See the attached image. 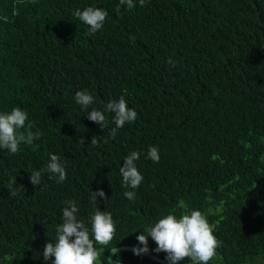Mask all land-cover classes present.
I'll use <instances>...</instances> for the list:
<instances>
[{"label":"trees","instance_id":"trees-1","mask_svg":"<svg viewBox=\"0 0 264 264\" xmlns=\"http://www.w3.org/2000/svg\"><path fill=\"white\" fill-rule=\"evenodd\" d=\"M133 2L129 9L120 0H0V113L21 108L22 131L30 124L38 133L16 154L0 150V264H52L42 253L56 242L66 200L89 230L96 208L112 214L113 240L94 243L98 264H109L112 247H143L136 233L169 211L178 215V203L211 218L225 241H248V233L264 241V0ZM89 6L108 12L95 34L74 15ZM82 90L94 96L88 109L74 99ZM120 96L138 117L113 139L115 124L101 129L86 115ZM151 146L159 163L147 158ZM132 151L141 153L144 177L135 190L119 173ZM50 154L62 158L63 183L43 171ZM91 190L106 197L93 203ZM148 246L157 247L152 238ZM245 263L226 252L208 262Z\"/></svg>","mask_w":264,"mask_h":264},{"label":"clouds","instance_id":"clouds-1","mask_svg":"<svg viewBox=\"0 0 264 264\" xmlns=\"http://www.w3.org/2000/svg\"><path fill=\"white\" fill-rule=\"evenodd\" d=\"M139 4L143 7L145 0H139ZM120 5H126L129 9L135 6L133 0H120ZM74 15L89 26L90 34H95L103 28L108 12L99 7L89 6L82 11L76 10ZM74 99L77 104L85 109L94 104V96L87 90L77 91ZM105 112L113 114L111 121L104 114ZM86 116L87 119L98 124L101 129H109L110 123L115 124V127L108 131L114 139L117 129L124 127L126 123L135 121L138 113L134 108L128 107L125 98L120 96L118 100L109 101L103 111L93 107ZM26 121H28V114L19 107L13 108L11 112L0 113V150L1 148L7 149L11 154H16L22 143L32 144L38 138V133H33L30 130V124L27 126V131H22V129H25ZM78 142L85 143V139L81 137ZM91 143L98 144V141L93 137ZM140 156V152L132 151L124 158L123 166L119 168L122 185L126 188L135 190L144 179L136 163ZM147 158L154 163H159L160 155L156 146H151L148 149ZM43 171L51 173L49 178L55 177L57 183H63L67 179L66 168L62 158L57 154H50V159ZM13 182L16 183V179ZM30 182L34 186L39 185L41 183V171L32 172ZM124 196L128 200H134L136 192L125 191ZM97 197H106V194L103 190H91L90 201L95 203ZM64 204L66 206L61 210L63 222L56 227V242H49L44 246L43 259L48 261L54 257L52 264H98L101 253L94 246V243L103 246L108 245L113 240L116 225L112 214L96 208L90 219L91 229L89 230L84 221L78 219L79 208L76 202L66 200ZM183 205L178 203L174 208L177 209L178 215L169 211L158 217L159 220L154 225H150L143 231L136 233V239L143 247L132 244L115 246L132 247L133 252L118 251L113 255L114 260L119 264H138L135 263L132 257L133 254L139 256L141 253L165 252L167 253L165 259L170 264H179L185 258H190L192 264H208L217 254L216 250L220 246V242L214 235L216 226L209 222L202 211L195 209L187 211V207ZM181 206L183 208L179 209ZM253 222L254 219H245L248 226H251ZM151 238L157 247L150 251L148 239ZM115 247L109 250L112 249L115 252ZM120 253L131 254L123 260L115 257L116 254Z\"/></svg>","mask_w":264,"mask_h":264},{"label":"flooded vegetation","instance_id":"flooded-vegetation-1","mask_svg":"<svg viewBox=\"0 0 264 264\" xmlns=\"http://www.w3.org/2000/svg\"><path fill=\"white\" fill-rule=\"evenodd\" d=\"M211 211L214 210L212 209ZM207 219L211 224L216 226V223L211 218L207 217ZM214 235L220 242V246L217 248L216 253L222 254V252H226L234 258L240 259V261L246 259L247 263L245 264H264V245H261L264 244V241L261 237H258V235L255 236L248 233V237H254L245 242H241V240L233 241V244L225 241L216 229ZM179 264H192V261L189 258H185L183 261L179 262Z\"/></svg>","mask_w":264,"mask_h":264},{"label":"water","instance_id":"water-1","mask_svg":"<svg viewBox=\"0 0 264 264\" xmlns=\"http://www.w3.org/2000/svg\"><path fill=\"white\" fill-rule=\"evenodd\" d=\"M118 251H132V247H115V252L111 249L107 253V261L109 264H119L117 261L114 260L113 255ZM141 255L145 256L146 258L150 259L153 262H157L159 264H170L169 261H167L164 258L159 257L158 255L148 252V253H141Z\"/></svg>","mask_w":264,"mask_h":264},{"label":"rangeland","instance_id":"rangeland-1","mask_svg":"<svg viewBox=\"0 0 264 264\" xmlns=\"http://www.w3.org/2000/svg\"><path fill=\"white\" fill-rule=\"evenodd\" d=\"M150 247V249H151V246H149ZM39 261V258L35 261V263H37Z\"/></svg>","mask_w":264,"mask_h":264}]
</instances>
